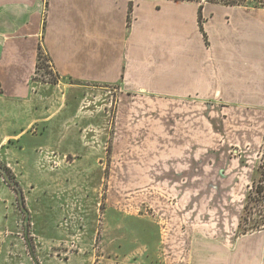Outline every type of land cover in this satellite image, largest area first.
Segmentation results:
<instances>
[{
	"label": "crops",
	"instance_id": "crops-1",
	"mask_svg": "<svg viewBox=\"0 0 264 264\" xmlns=\"http://www.w3.org/2000/svg\"><path fill=\"white\" fill-rule=\"evenodd\" d=\"M40 49L57 84L37 80ZM0 84V162L38 249L0 178V264H56L73 243L62 264H95L94 238L70 236L71 218L106 176L119 233L127 220L144 230L138 264H264V228L240 232L264 143V8L0 0Z\"/></svg>",
	"mask_w": 264,
	"mask_h": 264
},
{
	"label": "rangeland",
	"instance_id": "rangeland-1",
	"mask_svg": "<svg viewBox=\"0 0 264 264\" xmlns=\"http://www.w3.org/2000/svg\"><path fill=\"white\" fill-rule=\"evenodd\" d=\"M245 7L249 8H264V0H248L244 3ZM44 59L48 58L44 54ZM47 68H41L38 70L37 80L48 83V84H57L58 79L54 74V70L48 61ZM115 86H106L101 89H96L99 93L100 101L107 102L110 110V118L113 124L115 118V105H116V94L117 91ZM264 143L262 146L251 154L254 155L253 158L256 160V176L250 185L248 190V195L246 199V204L249 202V194L252 192V187L256 183L263 181L264 178L261 175L260 166L262 160L264 159ZM233 157L243 158L249 156L248 149H232L231 151ZM244 166V165H243ZM0 178L4 182V184L8 185L16 194L17 206L21 212L20 220L18 223V227L23 230L22 236L26 239L27 251L34 256L38 252L36 248V242L33 241L32 234L30 231V218L28 212L26 210L24 204V194L20 187L19 182L15 179L13 172L9 169L4 163L0 162ZM98 187V188H97ZM80 188V187H79ZM93 197L89 199H85L86 203L82 201L84 198L79 197V202L76 207L73 208V217L71 218V223H74L72 228V232L70 236L73 238L78 237L79 239L85 238L87 236L94 238V246H93V255L95 264H138L136 262V253L140 254V250L142 249L141 239L144 236V230L140 228V226L134 220H127L126 229L123 231V236L127 237V240L121 239L123 236L119 233L118 222H119V209H118V196L112 195V193L108 189V180L107 176L104 182H102L101 186L95 185V190L93 192ZM250 208L248 212L245 213L247 216L246 220H244L242 227L240 228V232L244 231H254L257 228L254 227L256 223L264 221V201H260L258 203L250 202ZM244 214V213H243ZM89 219L91 226L88 227L86 224V220ZM70 221V220H69ZM65 223L68 220L64 221ZM264 228V224L260 228ZM256 228V229H254ZM6 233L5 235H8ZM121 235V236H120ZM146 235V234H145ZM69 246L68 255L66 254H55L54 261L56 264H62L64 262H70L72 253L77 252L76 244H66ZM32 264H40L36 257H34L33 262L30 260ZM141 261L139 260V263ZM149 263V261H148Z\"/></svg>",
	"mask_w": 264,
	"mask_h": 264
},
{
	"label": "trees",
	"instance_id": "trees-1",
	"mask_svg": "<svg viewBox=\"0 0 264 264\" xmlns=\"http://www.w3.org/2000/svg\"><path fill=\"white\" fill-rule=\"evenodd\" d=\"M171 1H176V2H195L201 5V8L205 5V4H223L226 6H242L244 5L245 2H247L248 0H171ZM133 10V1H130V14ZM201 12V11H200ZM48 58V57H47ZM49 61V58H48ZM47 59H44V53L41 51L39 52V58H38V70H40L41 68H47ZM50 62V61H49ZM3 93L2 90V86L0 84V95ZM264 154V150L263 153ZM260 170H261V175L264 178V159L262 160L261 166H260ZM249 202L245 205L244 208V214L242 216V220H241V224H240V228L242 227V224L244 222V220H246L247 216H245V213L248 212V209L250 208V202H255L258 203L260 201H264V183L263 181L259 182L258 184H254L252 187V192L249 194ZM264 224V221L261 222ZM263 224H260V222L256 223V225L254 227V229L256 230H260L262 228H260ZM254 230V231H256ZM247 232H251V231H244L242 233H247Z\"/></svg>",
	"mask_w": 264,
	"mask_h": 264
}]
</instances>
